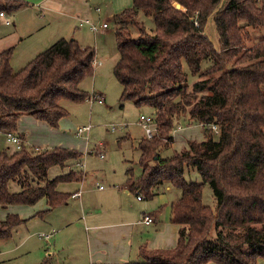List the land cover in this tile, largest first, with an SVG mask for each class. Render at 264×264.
I'll use <instances>...</instances> for the list:
<instances>
[{"label": "trees", "instance_id": "1", "mask_svg": "<svg viewBox=\"0 0 264 264\" xmlns=\"http://www.w3.org/2000/svg\"><path fill=\"white\" fill-rule=\"evenodd\" d=\"M22 6L0 0V13ZM139 13L152 18L151 31L137 21ZM210 18L218 49L204 33ZM114 20L118 59L112 74L121 86L119 101L151 107L156 125L151 140L137 143L141 171L134 177L131 167L126 170L128 190L150 198L168 184L180 193L171 205L176 246L143 247L142 261L128 264H264V38L249 45L250 32L264 28V0H132ZM12 53H0V132L17 134L22 144L0 152V210L44 201L45 209L32 216L42 218L68 200L58 184L75 178L70 171L50 178V169L81 161L82 153L28 146L18 122L29 116L57 129L67 116L60 102L89 97L80 84L93 77L95 51L60 38L17 71ZM204 61L210 65L201 71ZM185 69L197 78L191 86ZM181 125L201 126L203 139L163 157ZM188 169L197 171L200 183L184 178ZM205 185L214 208L203 204ZM25 221L16 213L0 217V239Z\"/></svg>", "mask_w": 264, "mask_h": 264}, {"label": "rangeland", "instance_id": "2", "mask_svg": "<svg viewBox=\"0 0 264 264\" xmlns=\"http://www.w3.org/2000/svg\"><path fill=\"white\" fill-rule=\"evenodd\" d=\"M10 1L22 3L23 6L15 13L11 15L4 14L5 18H0V52L7 48L13 49L10 63L14 71L24 67L37 54L47 49L62 37L70 39L80 34L79 38L82 40L81 46L91 47L95 51V63L94 65L92 64L94 69L93 77L85 78L81 82L80 88L89 96L94 93L102 94L105 98L104 103H89L87 100L78 103L67 100L60 102L67 116L59 122L57 131L67 137L69 142L67 143L69 145L68 148L77 150L83 154L80 169L84 168V172H86L87 167L89 172L87 173L89 174L88 178H91V181L97 180L104 188L112 184H120L116 181V178L120 177V175L122 176L127 167H131L134 177H137L141 171L137 142L142 137H146L143 128L138 123L139 117L140 115L145 117L151 116L154 114V110L147 105L137 107L132 101H125L124 103L119 101L121 86L112 74L113 66L118 59L115 38L116 24L113 15H110L109 0ZM94 6L101 8L99 15L93 12ZM90 7L92 13L91 20L96 23L107 21L108 29L106 32L94 35L87 27L78 26V23L74 19L66 22L67 24H73L70 27L71 31H61L66 26H63L61 30L59 29L61 24H64L61 22L63 18L67 19L68 16L76 15L79 18H85L84 12H88ZM6 21L9 22L8 25ZM137 21L142 23L148 32L154 27L152 18L146 17L142 13H139ZM78 32L79 34L77 35ZM204 33L213 47L218 49L219 39L212 18L208 20ZM250 33L252 41L249 45L264 38V28ZM135 35H137V31L133 30V36ZM209 65V61L202 62L201 71H204ZM196 80V77L188 74L187 81L189 86ZM84 126H91L87 140L74 135L78 128ZM111 127H114L115 131H111ZM181 127L186 128L184 125H181ZM197 127L200 128L201 126ZM179 128L177 127L175 132H172L170 149L162 152L163 157L170 156L172 150L179 152L185 149L188 141H199L196 139L195 132H192V137L195 138H186L187 135L184 137V134L179 133ZM192 128L202 134L200 130H196V127ZM174 133L175 136H173ZM179 134L180 138H177ZM125 137H128V139L123 140ZM180 141H183V147L180 146ZM1 146L0 152L4 150L13 152L16 150L13 144L6 142L5 137L2 138ZM98 149L104 152V159L98 158ZM76 169L77 167H75ZM70 171L73 175L77 174V170L75 172L74 167H71ZM53 173L54 171L50 175ZM184 178L191 182H201L200 176L195 169L186 170ZM166 186V184L160 185L158 189L159 193L158 195H154L153 201H156L157 197L161 194H166L168 198H173L176 194L179 197L177 189L170 186V190L168 191L166 190ZM202 201L204 205L211 208L215 206L212 190L208 185L203 187ZM40 203L36 205L40 206ZM37 206H32L33 208L21 206L25 208H19V210L13 208L15 209V213L17 212L16 214L20 218L26 219V221L16 226L9 237L3 240L0 239V264H61L62 261L56 263L54 261L55 258H50L53 252L51 250L48 252V245L40 242L37 238L40 232H46V219L32 218L35 213L39 212ZM0 213V217L3 218L7 213L13 212L0 210ZM73 214L74 211L72 209L69 210L67 217L68 230L78 227V224L81 223L80 220H77L74 224L72 223L74 219ZM26 236H29L30 239L24 242ZM83 250V245L77 243L72 252L81 254ZM60 257L63 260L64 255H60Z\"/></svg>", "mask_w": 264, "mask_h": 264}, {"label": "crops", "instance_id": "3", "mask_svg": "<svg viewBox=\"0 0 264 264\" xmlns=\"http://www.w3.org/2000/svg\"><path fill=\"white\" fill-rule=\"evenodd\" d=\"M46 1L48 0L44 2ZM108 2L111 9L110 15H113V17L122 11V9L124 10L132 6V0H109ZM95 8H99V11L95 12ZM81 10L83 11V9ZM93 12L99 15L101 8L94 6ZM84 15L85 18H79L77 15L68 16L67 19L63 18L61 22L64 24H61L59 29L61 30L63 26H66L61 31H71L70 27L73 24H67L66 22L73 19L78 23V26H85L90 32L92 31L89 24L80 25L81 21L88 20L90 23L98 26L101 24V21L96 23L91 20V7L88 9V12H84ZM79 36H74L73 39L81 46L82 40ZM192 127H180L179 133L184 134V137L187 135L186 138H191L192 132H195L196 139L201 141L203 139L202 134L199 131H195ZM194 127L197 128L196 130H200L199 127ZM18 132L25 135L26 145L38 149L51 147L68 148L69 146L67 144L69 143L68 139L63 133L29 116H22L20 118ZM173 136H175V133ZM3 137H5V134L0 132V148L2 147ZM177 138H180V134ZM124 139L127 140L128 137ZM179 144L183 147V141H180ZM101 152L104 155V152L98 149V158H100L99 153ZM80 164L81 161H73L67 163L63 169L54 167L49 171V177L54 178L68 173L71 167H74L75 172L77 170V174L74 175L75 178L72 181L60 183L56 188L58 192L69 195L66 203L53 208L40 218L41 220L46 219V232H40L37 238L40 242L48 245V252L50 250L53 252L50 258H55L54 261L56 263L62 261L61 264H128L142 261L140 251L143 247L153 250L172 249L176 246L178 226L171 221V205L179 198L177 194L173 196L174 199L168 198L166 194H161L157 197L156 201H153L154 195H158L159 193V186L152 197L144 198L142 196V199L138 200L137 194L130 192L126 184V170L129 167L125 169L122 176L120 175V177L116 178V181L120 184H112L104 188L97 180L91 181V178H88L89 174L87 173L89 172L87 167L86 172H84L85 169H80ZM75 167H77L76 170ZM52 171L54 173L50 175ZM166 185V190L169 191L170 185ZM12 190L17 191L18 188L12 186ZM73 195L76 196L73 197ZM40 204V206L36 205L39 211L46 207L44 201H41ZM13 208L19 210V208L24 209L25 207L10 206L7 212L15 213V209ZM71 209L74 211L72 223L74 224L77 220H80L81 223L78 224V227L68 230L67 217ZM145 215H151L153 222L148 225L142 223V217ZM40 234H49L51 238L48 242H45L39 238ZM29 239L30 237L26 236L24 242ZM77 243L83 245L84 250L81 254L72 252ZM60 255H64L63 260H61ZM208 264L215 263L210 262Z\"/></svg>", "mask_w": 264, "mask_h": 264}, {"label": "built area", "instance_id": "4", "mask_svg": "<svg viewBox=\"0 0 264 264\" xmlns=\"http://www.w3.org/2000/svg\"><path fill=\"white\" fill-rule=\"evenodd\" d=\"M98 11H99V8H95V12H98ZM0 18H5L4 13H0ZM6 24L8 25L9 22L6 21ZM82 24H89L90 29H91V31L94 34H103L108 29L107 21L102 22L99 26L90 23L88 20L81 21L80 25H82ZM194 24H195V26L198 25L197 20L194 22ZM94 63L95 62L93 61L92 64L94 65ZM87 101L89 103L98 102L100 104H103L104 103V97H103L102 94H99V93L95 94L94 93L93 95L88 97ZM138 123L143 128V130L145 132V136H146L145 138L148 139V140H151L153 138V136L155 135V133H156L155 115L152 114L151 116H148V117L140 115ZM211 128H212V130L215 131V133H217V129H216L215 126H211ZM90 130H91V126H84V127L78 128L76 130V132L74 133V135L76 137H80L82 139L84 138L85 140H87ZM111 131H115V128L111 127ZM4 134H5L6 141L8 143L13 144L15 146L16 150H20L21 149L22 140L19 138V136L17 134L9 133V132L8 133H4ZM99 157L101 159L104 157L102 152L99 153ZM82 167H84V165H82ZM74 196H76V195H73V197ZM137 199L138 200L142 199V196L138 195ZM141 222L146 224V225H148V224L153 222V217L151 215H145L144 217H142ZM39 238L44 240L45 242H48L50 240V238H51V235H49V234H40Z\"/></svg>", "mask_w": 264, "mask_h": 264}, {"label": "water", "instance_id": "5", "mask_svg": "<svg viewBox=\"0 0 264 264\" xmlns=\"http://www.w3.org/2000/svg\"><path fill=\"white\" fill-rule=\"evenodd\" d=\"M175 7H176L177 9H179V8H180V5H179V4H176Z\"/></svg>", "mask_w": 264, "mask_h": 264}]
</instances>
